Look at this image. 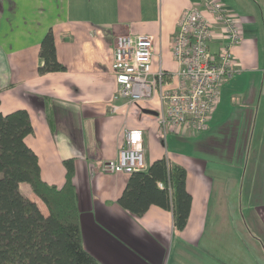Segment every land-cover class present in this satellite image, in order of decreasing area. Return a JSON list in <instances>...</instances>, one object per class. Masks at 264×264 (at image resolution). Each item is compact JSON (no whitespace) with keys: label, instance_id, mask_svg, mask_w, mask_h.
Instances as JSON below:
<instances>
[{"label":"crops","instance_id":"1","mask_svg":"<svg viewBox=\"0 0 264 264\" xmlns=\"http://www.w3.org/2000/svg\"><path fill=\"white\" fill-rule=\"evenodd\" d=\"M222 1L244 33V41L233 46L242 68L222 86L208 129L180 131L187 135L174 139L169 150L157 114L144 111H157V102L110 111L117 89L113 51L120 34L152 35L155 65L160 61L174 72L172 38L183 12L198 5L213 20L204 0H0V111L28 110L34 133L26 142L47 182L62 186L64 160H75L84 244L104 264H165L170 253L192 256L206 233L214 189L221 188L215 180L227 172L225 163H260L255 188L264 187V0ZM50 29L67 69L40 74L41 43ZM127 127L144 131L146 168L165 156L187 169L193 199L184 230L158 205L136 217L118 203L130 175L110 172L105 164L118 157Z\"/></svg>","mask_w":264,"mask_h":264},{"label":"trees","instance_id":"2","mask_svg":"<svg viewBox=\"0 0 264 264\" xmlns=\"http://www.w3.org/2000/svg\"><path fill=\"white\" fill-rule=\"evenodd\" d=\"M40 60V74L67 69L58 59L52 29L42 40ZM33 133L28 110L0 111V264H104L84 244L75 160H64L62 186L47 182L38 155L26 142ZM187 176V169L168 157L156 159L130 174L118 203L136 217L158 205L171 211L175 227L184 230L193 199ZM22 183L29 184L46 210L23 193Z\"/></svg>","mask_w":264,"mask_h":264},{"label":"built area","instance_id":"3","mask_svg":"<svg viewBox=\"0 0 264 264\" xmlns=\"http://www.w3.org/2000/svg\"><path fill=\"white\" fill-rule=\"evenodd\" d=\"M204 1L213 20L193 5L178 21V31L172 38L174 72H168L160 61L155 65L152 35L125 33L116 39L111 68L117 89L110 111L135 105L152 108L150 104L157 102L162 140L171 131L207 130L222 86L242 68L233 52V46L244 41L237 14L222 0ZM212 43L219 44L217 51L211 49ZM105 168L129 175L146 168L142 128L125 129L118 157L107 161Z\"/></svg>","mask_w":264,"mask_h":264},{"label":"rangeland","instance_id":"4","mask_svg":"<svg viewBox=\"0 0 264 264\" xmlns=\"http://www.w3.org/2000/svg\"><path fill=\"white\" fill-rule=\"evenodd\" d=\"M169 134V150H172L174 139L187 135L181 132ZM225 164L228 167L222 170L227 172L222 171L221 177L215 180L221 188L214 189L206 233L200 247L195 248L196 254L193 252L191 256L188 251L172 257L170 253L165 264H264V187L255 188L260 182L263 166L256 163L257 168L255 163L246 161ZM261 180L264 182L263 178ZM23 191L31 198L33 195L46 208L31 189Z\"/></svg>","mask_w":264,"mask_h":264},{"label":"water","instance_id":"5","mask_svg":"<svg viewBox=\"0 0 264 264\" xmlns=\"http://www.w3.org/2000/svg\"><path fill=\"white\" fill-rule=\"evenodd\" d=\"M144 111H145V112H148V113H154V114H158V112H157V111L150 110V109H147V108H145V109H144Z\"/></svg>","mask_w":264,"mask_h":264}]
</instances>
